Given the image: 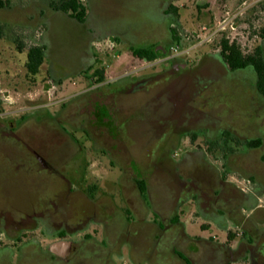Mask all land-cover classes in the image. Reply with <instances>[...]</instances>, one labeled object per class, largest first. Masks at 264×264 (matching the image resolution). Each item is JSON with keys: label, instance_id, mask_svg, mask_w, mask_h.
<instances>
[{"label": "flooded vegetation", "instance_id": "af4514ba", "mask_svg": "<svg viewBox=\"0 0 264 264\" xmlns=\"http://www.w3.org/2000/svg\"><path fill=\"white\" fill-rule=\"evenodd\" d=\"M163 1L164 14L168 16H164L168 19L167 45L137 47L130 43L128 47L132 56L137 48L154 54L152 60L141 59L151 66L163 63L166 67L162 70L138 75L126 72L109 83L104 82V76L99 82L95 76L96 84L90 86L93 95L81 102L76 101L74 94L54 102L57 110L53 115L42 113L44 106L30 109L33 113L20 114L18 121H11L8 114L0 112V245L9 241L13 248L7 259L0 249V264H23L27 260L26 249L34 242L28 232L37 228L41 234L45 233L44 228H50L47 236L54 235L46 247L48 256H44L48 264H82L87 260L93 264H116L113 256L122 257L125 244L133 264H139L146 260L144 257L153 258L167 233L171 256L163 261L165 264H264V124L258 116L242 133L229 126L219 128L213 121L191 122L169 132L151 131L152 119L169 114L179 103L190 104L202 96L208 84L197 88L198 80L193 79L205 60L217 66L222 64L232 72L247 68H230L220 49L214 56H201L191 64L178 60V54L170 53L176 33L169 20L177 15L178 8L173 4L176 0ZM259 1L263 3L259 29L262 35L264 0ZM84 2L86 6L88 0ZM50 3V11L65 14L89 33L91 27L100 36H113L118 42L136 28H123L116 19L104 22L102 18L98 24L86 27L85 22L91 20H87V14L80 22L54 10ZM243 15L244 11L236 18L237 25L244 20ZM0 23L1 40L12 26L1 20ZM102 23L107 25L101 26ZM32 26L28 35L21 28L12 39L21 48L26 37H30L29 46L43 45L47 56L46 22L40 41ZM96 33H90L87 48L80 54L81 73L97 61L96 56L91 58ZM259 46L264 61V42ZM252 71L257 95L264 98L257 87L256 72ZM178 74L182 75V83L176 86L178 81L170 83L165 79ZM59 79L53 78L55 82ZM185 87L189 89L186 96L181 93ZM93 102L97 108L92 113L90 109L81 112ZM102 110L108 118L99 114ZM72 129H81L91 143L87 154L94 158L83 172L80 160L86 151L74 140ZM95 160L123 168L120 202L111 201L105 194L95 197L97 187L86 184L87 168ZM154 161L161 162L172 182L152 178L150 166ZM235 176L247 183L240 186ZM134 220L146 225V230L124 239L122 226L129 227ZM186 222H198L202 232L226 230V238H191ZM54 242L61 245L52 251L49 246Z\"/></svg>", "mask_w": 264, "mask_h": 264}, {"label": "rangeland", "instance_id": "374dc122", "mask_svg": "<svg viewBox=\"0 0 264 264\" xmlns=\"http://www.w3.org/2000/svg\"><path fill=\"white\" fill-rule=\"evenodd\" d=\"M50 1L54 0H10L7 7L0 9V20L10 27L12 26L7 29L5 37L0 40V96L3 95L4 98H7L0 101V112L8 114L9 120L18 121L20 114L31 111L33 113V110L30 109L43 106L42 113L53 115L57 110V107L53 105L58 101L62 102L65 100L63 98L70 97L72 94L75 95L77 102L84 101L85 98L94 94L90 86L96 84V75L94 74L96 69H104V78H108L126 72L134 75L154 72L166 67L163 63L148 65L141 58L132 56L128 48L130 43L137 47L156 43L167 45L168 19L165 18L167 15L164 14L166 6L163 5V0H88V4H91L94 10L91 20L85 22L86 27L98 24L102 18L104 22L116 19L123 28L128 26H136V28H132L133 31L129 32V36L126 37L124 34L125 40L110 41L115 43L113 45L102 40L93 42L92 52L97 57V61L89 70L82 73L78 70L80 54L89 43L91 37L89 30L65 14L50 11L48 6ZM243 1L246 3L242 6ZM83 4L85 5V2ZM173 4L177 6L178 12L169 21L175 30L178 41L172 42L171 46L177 47L176 58L178 60L191 64L201 56L208 54L214 56L219 53L218 40L220 36L210 37L206 31H202L200 28L212 26L223 19L225 12H234L238 8H243L242 11H244V20L238 22V30L244 36L240 39L244 47L243 51H251L255 46L264 42V34H259L263 17V3L259 0H176ZM34 15H41L45 20L48 43L47 56L45 55L39 72L32 77L27 73L24 65L26 49L32 43L30 37H26L25 43L22 41L21 48L17 47L12 38L15 36V32H20L21 28L22 32L25 31L24 34H29L25 29L31 27L34 21L28 18H32ZM244 21L247 23L244 24ZM102 25H107V23H102ZM36 26H39V22ZM44 27V24H40L37 41L41 40L40 36ZM210 62V60H205L200 67H197L198 71L193 79L198 80L195 81L197 88H200L204 83L208 84L206 89L203 88L202 96H197L190 104L179 103L177 108H174L169 114H164L159 119H152L151 124L155 128H151L153 134L159 131L165 132V130L169 132L172 131V128H178L191 122L204 124L207 121H213L219 128L229 126L236 132L242 133L244 127L250 125L251 120L254 121L256 116L261 120L262 125L264 124V98L259 99L257 95L252 82L254 80L252 79V69L247 67L243 71L232 72L225 70L222 64L217 66ZM54 77L60 79L55 82ZM181 78L182 75L178 74L177 76L167 75L165 79L170 83L178 81L176 86L182 83ZM187 90L189 92V89L185 87L181 93L186 96ZM95 107L97 108L94 102L90 103V106L87 104L81 109V112L86 113L90 109V113H92ZM99 114L108 118V114L104 110ZM95 120L99 122V118H95ZM71 134L82 151H86L80 160L83 172L86 165H89L94 158L87 154L91 143L81 129H72ZM40 138L43 140V137ZM162 166L161 162L151 163L152 178H156L158 182L161 180L172 182L170 176L162 170ZM122 169L118 164H112V167H109L106 160H95L87 168L86 184H94L97 187L95 197L98 198L101 194H105L111 201L120 202L121 185L119 180L124 174ZM235 177L240 186L247 183L242 177ZM150 218L152 219V216ZM122 227L124 232H121V235L124 239H127L132 233L146 230V225L144 226L138 220H134L129 227L124 228V225ZM43 231L45 233L41 234V229L37 228L28 232L34 238V242L27 247V260L23 264H48L47 258L44 256H48L46 247L54 235L47 236V233L51 231L50 228H44ZM236 231L239 232V230ZM186 232L191 238L198 235H213L220 241L226 238V230L211 229L208 232H202L198 222H186ZM168 235V233L165 234L160 240L154 256L152 255L153 258L150 260L144 257L146 260L143 259L144 262L139 264H153V262L157 264L160 261H162L160 264H165L163 261L171 256ZM128 247L127 244L124 245L122 257L113 256L116 264H123L124 261H128L127 264H133L127 255ZM0 249L3 250L4 259H7L10 251L13 250L9 241L4 245L1 244ZM17 249L14 248L15 251ZM53 264L68 263L55 262ZM82 264H93V261L87 260Z\"/></svg>", "mask_w": 264, "mask_h": 264}, {"label": "trees", "instance_id": "16d2710c", "mask_svg": "<svg viewBox=\"0 0 264 264\" xmlns=\"http://www.w3.org/2000/svg\"><path fill=\"white\" fill-rule=\"evenodd\" d=\"M10 3V0H0V6H5ZM50 6L54 10L62 11L74 17L76 20L82 22L86 15V6L80 0H54L51 1ZM264 33V28L261 30ZM3 33L0 23V35ZM173 40L178 41L176 34ZM220 55L223 61L232 69H239L245 67H252L257 76V87L264 95V61L259 45L255 46L250 53H244L240 45L235 42H229L224 36L218 40ZM25 69L32 77L39 72L41 64L45 60V52L43 45H32L26 49ZM133 55L139 58H146L152 60L156 56L148 54V51L143 48L133 50ZM94 74L97 76V81L103 80L104 71L96 69ZM1 111V107H0Z\"/></svg>", "mask_w": 264, "mask_h": 264}, {"label": "built area", "instance_id": "2783aa9c", "mask_svg": "<svg viewBox=\"0 0 264 264\" xmlns=\"http://www.w3.org/2000/svg\"><path fill=\"white\" fill-rule=\"evenodd\" d=\"M81 2H84L85 0H80ZM246 1H243V5H245ZM242 9L243 8H238L234 12H225V16L223 17L222 20L217 21L214 23L212 26H202L200 29L202 31H206L210 37H214L219 35L224 36L226 39L229 40V42H235L240 45L241 49L243 50V46L240 42L241 38H244L242 32L238 30V25L236 23V18L240 17L242 15ZM38 34V33H37ZM248 52V51H247ZM171 54H178L177 52V47H172L171 48ZM1 95V94H0ZM6 100L7 98H4L3 95L0 96V101Z\"/></svg>", "mask_w": 264, "mask_h": 264}, {"label": "crops", "instance_id": "0c3cea01", "mask_svg": "<svg viewBox=\"0 0 264 264\" xmlns=\"http://www.w3.org/2000/svg\"><path fill=\"white\" fill-rule=\"evenodd\" d=\"M93 10H94V8H92L91 4L90 5L86 4V14H87V17H88L87 20L91 19V16L93 14ZM28 19L31 20V21L32 20L34 21V23L32 24L33 26L32 25L31 26L34 27V30H36L37 33H38V28H39L40 24H44L45 25V22H44L43 17L41 15L40 16L34 15L32 18H28ZM38 22H39V26H36V24H38ZM25 30L26 31L28 30V32H30L33 29H31V27H27ZM97 31L98 30L95 31L93 28L90 27V33L94 34ZM92 40L94 42H98V41H101V40L105 41V42H109V41H113V40L115 41L116 38L113 37V36H107V35L100 36L98 33H96V35L94 36V38ZM94 56L95 55L92 53L91 54V58L94 57ZM114 79H115V77H108V78L106 77L104 82L109 83V82L113 81Z\"/></svg>", "mask_w": 264, "mask_h": 264}, {"label": "water", "instance_id": "95a60500", "mask_svg": "<svg viewBox=\"0 0 264 264\" xmlns=\"http://www.w3.org/2000/svg\"><path fill=\"white\" fill-rule=\"evenodd\" d=\"M60 245H61V243H59V242H54V243L50 244L49 249L53 251V250H55L56 248H58ZM66 248H68V244H66Z\"/></svg>", "mask_w": 264, "mask_h": 264}]
</instances>
